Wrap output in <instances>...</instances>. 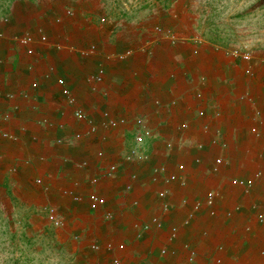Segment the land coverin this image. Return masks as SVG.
<instances>
[{"label": "crops", "instance_id": "0c3cea01", "mask_svg": "<svg viewBox=\"0 0 264 264\" xmlns=\"http://www.w3.org/2000/svg\"><path fill=\"white\" fill-rule=\"evenodd\" d=\"M34 1L14 0L0 17V223L27 235L39 234L34 226L44 223L49 236L92 253V264H110L114 256L121 264H264V222H258L264 212V48L218 40L191 15L186 0H167V8L146 12L109 8L103 0ZM69 5L74 18L63 15ZM81 5L80 15L76 7ZM156 26L171 36L158 33ZM39 32L48 38L44 46L37 43ZM24 33L37 41L32 55L16 39ZM91 43L96 52L81 56ZM234 49L249 51L251 60L234 55ZM100 63L105 76L95 83L89 75ZM58 77L79 105H96L97 124L102 110L116 117L141 115L159 135L140 146L150 155L147 161L121 167L114 180L97 186L107 200L105 209L113 212L111 221L91 218L86 198L76 203L60 190L87 191L88 178L100 165L96 151L104 150L106 162H119L135 145V129L129 123L107 130L99 126L94 137L65 144V136L84 126L74 122L72 106L64 104ZM33 80L39 83L35 90L29 87ZM196 91L205 101L195 98ZM200 107L205 117L197 116ZM60 121L65 130L58 128ZM182 121L189 125L185 131L178 128ZM215 131L221 132L217 142ZM163 138L172 141L171 150ZM199 141L204 146L197 150ZM216 156L223 161L218 174H212ZM62 158L71 163L63 167ZM80 161L87 167L76 168ZM179 163L185 165L181 180L166 184L152 179L155 166L164 164L171 172ZM133 170L138 173L133 189L120 192ZM158 190L167 194L162 201L155 197ZM209 190L217 194L212 208L204 202ZM133 200L137 206H131ZM45 206L57 209L63 226L46 221ZM153 216L161 227L152 223ZM145 223L149 228L142 230ZM107 240L122 243L123 250L106 251ZM91 241L101 248L92 250ZM161 248L175 253L161 256Z\"/></svg>", "mask_w": 264, "mask_h": 264}, {"label": "built area", "instance_id": "2783aa9c", "mask_svg": "<svg viewBox=\"0 0 264 264\" xmlns=\"http://www.w3.org/2000/svg\"><path fill=\"white\" fill-rule=\"evenodd\" d=\"M79 1H85V0H79ZM63 15L69 18H74L77 16L75 10L72 8L71 5L66 7ZM100 21L104 22L105 16L102 15L100 17ZM154 30L157 31L158 33L167 32L166 30L164 31L158 26H156ZM166 35L171 36L170 32H167ZM0 36H2L1 32H0ZM16 39L24 47V51L28 55H32L35 53L34 45L37 41H38L37 43H39V46H44L48 42L47 36L43 34L42 32H39L37 41H35V39L33 38L31 34H27V33H24L21 36L16 37ZM96 48L97 46L94 43H91L88 46V48L80 51V55L81 56L91 55L96 52ZM130 53L131 51L127 50L125 55H129ZM233 54L234 55L241 54L243 59L248 60V61L251 60V54L249 51L239 52L238 49H234ZM123 57L124 56H120V58H123ZM246 72L247 74H251L252 70L248 68L246 69ZM104 76H105V66L102 63H100L99 66H97L96 68V72L94 74L89 75V79L92 82L101 83L104 80ZM56 83L60 88V93H61V97H62L64 104H66L67 106H72L73 108L71 112L72 119L79 126H84L83 128L77 129L73 131L72 133L68 134L67 136H65V140H64L65 144L69 142L80 141L83 138L94 137L95 133L98 131L99 126H101L104 130L105 129L107 130V129H112L117 126H122V125L129 123L135 129L134 134H133L134 135L133 140L135 142V145L134 147L130 148L124 154L121 155V159L119 160V162L118 161L106 162L105 157H104L105 155L104 150L102 148H99L96 151V156L100 160V165H99L98 172L88 178L87 191L83 193H80V192L77 193L75 191H72L70 189H65V188H62L60 190L61 195L70 198L72 201L76 203H80L83 197L86 198L87 210L90 213L91 218L98 219L101 221H111L114 217L113 212L105 209L107 200L104 196L99 194L97 186L101 182L111 181L112 179L114 180L115 177L118 176L120 172L119 170L121 167H124L126 165H132L136 162L147 161L150 155L145 153L140 148V146L146 139L148 138L156 139L158 138L157 136L159 135L155 133V130L152 127H149L147 125L145 118L141 115H135V116L126 115V116L116 117L112 115L110 111L102 110L99 112L100 116L102 117L101 122L100 124H97L95 120V115L98 111L96 105L91 104L87 108H84L81 105H79L75 93L71 90V88L66 83L63 77H58L56 79ZM38 86H39V83L36 80L31 81L29 84V87L31 90H35ZM18 93L20 95L25 96V93H21V92H18ZM15 94L16 93L12 92V93H8L6 96L8 98H12L14 97ZM194 95L196 99L205 101L204 94L201 91H196ZM154 104L158 106L159 104L158 100L154 101ZM197 116L201 118L206 116V110L204 107H200L197 109ZM57 125L59 129L65 130L66 123L64 121H60L59 124ZM178 128L180 131H185L189 128V125L187 121H182L178 125ZM201 130L204 133H208L209 127L207 125H203ZM251 131L255 132L256 128H252ZM220 133L221 132L219 131L213 132V136H214L212 138L213 141L217 142V137L219 136ZM4 136H6V134H4ZM163 139H164L163 145L165 149L171 150L173 146L172 141L169 139H165V138ZM102 140H104V137L102 138ZM62 141L63 140L61 138L56 139L57 143H62ZM203 146H204L203 143L200 141L194 145L195 149L197 150L202 149ZM194 161L199 162L200 159L196 157L194 158ZM222 161L223 160L220 156H216L213 158V162L210 166V172L212 174H218L219 166L221 165ZM60 162L63 167L71 163L67 160V158H62ZM74 165L78 169H84L87 167L88 164L86 161H80V162L75 163ZM184 170H185V165L182 163L177 164L175 166V171H171V172L167 171L166 166L164 164H159L152 169L151 176H152V179L155 181H162L166 184H169L171 182L181 180V177L179 176V172L182 173ZM128 177H129V181L123 184V186L120 188V192L122 193H129L133 189L132 184L133 182L138 180V173L133 170L132 172L129 173ZM231 182L233 184H237L238 180L233 179ZM250 184L251 182L249 181L246 182V185L249 186ZM166 196L167 194L164 190H158L155 193V197L160 201L165 199ZM216 197H217V194L214 190L207 191L204 197L205 204L212 208L216 202ZM161 204H162L161 210L166 212L168 208L167 204L164 202H162ZM137 205H138L137 200H133L131 202V206L134 207ZM199 205L200 204L197 203L194 206V209H198ZM43 211H44V217L47 222L52 223L59 227L64 225V220L62 219L61 216H59V213L54 206H45L43 208ZM210 213L211 214L214 213L213 209L210 210ZM151 221L156 227H161V222L158 216H153L151 218ZM258 222L259 223L264 222V212L262 215L258 217ZM147 228H149V225L147 223L141 225L142 230H146ZM140 234H141V231H138L137 236H140ZM174 234H175V228H172V235ZM89 245H90V248L94 251H97L101 248V245L96 241H91ZM103 247L108 252H115L117 250H123L124 245L122 243L115 244L112 240H107ZM174 253L175 252L173 250L167 251L165 248H161L160 250L161 256L167 255V254L173 255ZM193 257H194V252L190 250L189 259L191 260ZM217 262L219 263L220 260H217ZM110 264H121V260L118 257L114 256L111 258ZM133 264H156V263L150 262V261L144 263L143 261L138 260V261H135Z\"/></svg>", "mask_w": 264, "mask_h": 264}, {"label": "rangeland", "instance_id": "374dc122", "mask_svg": "<svg viewBox=\"0 0 264 264\" xmlns=\"http://www.w3.org/2000/svg\"><path fill=\"white\" fill-rule=\"evenodd\" d=\"M12 1L0 0V17L11 7ZM103 1L109 8H137L138 12L157 6L167 8V0ZM186 1V7H191V15L195 14L201 26H206L209 34L218 40L247 41L251 47L264 48V0ZM82 8L83 5L79 10L76 7L80 15ZM3 225L0 223V264H92V253L87 249L73 248L70 241L59 236H49V229L44 223L34 226L39 234L28 235L23 230H11Z\"/></svg>", "mask_w": 264, "mask_h": 264}, {"label": "trees", "instance_id": "16d2710c", "mask_svg": "<svg viewBox=\"0 0 264 264\" xmlns=\"http://www.w3.org/2000/svg\"><path fill=\"white\" fill-rule=\"evenodd\" d=\"M9 229V228H8Z\"/></svg>", "mask_w": 264, "mask_h": 264}]
</instances>
